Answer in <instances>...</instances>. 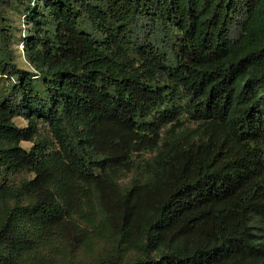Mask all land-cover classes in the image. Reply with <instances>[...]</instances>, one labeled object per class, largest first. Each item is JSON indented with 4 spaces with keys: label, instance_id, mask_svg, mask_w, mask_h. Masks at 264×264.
<instances>
[{
    "label": "trees",
    "instance_id": "obj_1",
    "mask_svg": "<svg viewBox=\"0 0 264 264\" xmlns=\"http://www.w3.org/2000/svg\"><path fill=\"white\" fill-rule=\"evenodd\" d=\"M19 3L0 172L32 175L0 176V264H264V0Z\"/></svg>",
    "mask_w": 264,
    "mask_h": 264
},
{
    "label": "rangeland",
    "instance_id": "obj_2",
    "mask_svg": "<svg viewBox=\"0 0 264 264\" xmlns=\"http://www.w3.org/2000/svg\"><path fill=\"white\" fill-rule=\"evenodd\" d=\"M19 3L17 6H19ZM8 7L3 15H0V49L5 46L6 40L4 34L11 36V41L8 46V53L13 57V60L20 66L29 69H34L30 64L27 54L24 50L23 37L31 32V24H29L24 17L23 8L21 4L19 7ZM16 121L21 124H27V120L22 117H17ZM43 134L50 135L49 131L44 128ZM23 145L30 147L32 142L23 141ZM26 172L8 173L6 171L0 172L2 178L10 177L19 178L23 176H31ZM16 180V179H14ZM109 246L105 243L100 244L92 251L83 249H76L68 251L65 254H59L56 259L50 260L47 264H100L102 256L107 252Z\"/></svg>",
    "mask_w": 264,
    "mask_h": 264
}]
</instances>
